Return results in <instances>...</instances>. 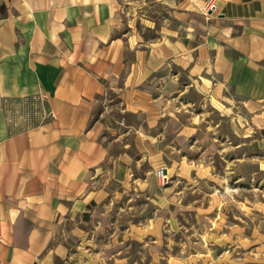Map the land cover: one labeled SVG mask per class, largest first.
Instances as JSON below:
<instances>
[{"label":"crops","instance_id":"0c3cea01","mask_svg":"<svg viewBox=\"0 0 264 264\" xmlns=\"http://www.w3.org/2000/svg\"><path fill=\"white\" fill-rule=\"evenodd\" d=\"M125 1L0 0V264L71 262L69 225L109 196V151L94 116L107 90L124 110L145 112V128L164 108L149 80L173 63L199 79L211 71L214 87L264 105V0H214L196 26L183 20L189 10L178 27L148 20L152 37L136 29L133 42L120 33ZM30 102L39 113L26 122ZM41 105L53 115L42 118Z\"/></svg>","mask_w":264,"mask_h":264},{"label":"rangeland","instance_id":"374dc122","mask_svg":"<svg viewBox=\"0 0 264 264\" xmlns=\"http://www.w3.org/2000/svg\"><path fill=\"white\" fill-rule=\"evenodd\" d=\"M194 1L127 0L120 33L147 39L148 20L178 27L187 10L183 20L196 26L214 0L198 11ZM167 71L149 80L164 105L150 128L145 112L122 108L116 90L96 100L109 196L69 225L72 259L56 264H264V105L214 87L211 71L200 79L176 63Z\"/></svg>","mask_w":264,"mask_h":264},{"label":"built area","instance_id":"2783aa9c","mask_svg":"<svg viewBox=\"0 0 264 264\" xmlns=\"http://www.w3.org/2000/svg\"><path fill=\"white\" fill-rule=\"evenodd\" d=\"M215 8V4H214V2H212L209 6H208V8H207V10L208 11H212L213 9ZM41 98L42 97H40V96H38V99H40L41 100ZM37 99V98H36ZM37 99V100H38ZM27 107H28V110H29V112H31V115H30V113L28 114V120L26 121V122H29L30 121V118L33 116V115H36V114H38L39 113V110H38V112H37V110H35V107H37L34 103H32V102H30V103H28L27 104ZM40 111H41V115H42V118H44V117H46V116H52L53 114H52V112L50 111V110H48L44 105H41L40 106ZM27 116V115H26Z\"/></svg>","mask_w":264,"mask_h":264},{"label":"water","instance_id":"95a60500","mask_svg":"<svg viewBox=\"0 0 264 264\" xmlns=\"http://www.w3.org/2000/svg\"><path fill=\"white\" fill-rule=\"evenodd\" d=\"M165 171V170H164Z\"/></svg>","mask_w":264,"mask_h":264}]
</instances>
